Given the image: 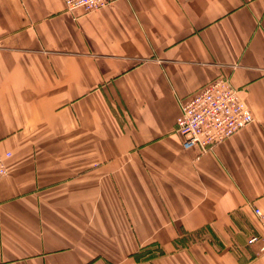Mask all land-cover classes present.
I'll list each match as a JSON object with an SVG mask.
<instances>
[{"label": "crops", "instance_id": "0c3cea01", "mask_svg": "<svg viewBox=\"0 0 264 264\" xmlns=\"http://www.w3.org/2000/svg\"><path fill=\"white\" fill-rule=\"evenodd\" d=\"M221 78L254 122L186 149ZM0 153V264H264V0H0Z\"/></svg>", "mask_w": 264, "mask_h": 264}, {"label": "built area", "instance_id": "2783aa9c", "mask_svg": "<svg viewBox=\"0 0 264 264\" xmlns=\"http://www.w3.org/2000/svg\"><path fill=\"white\" fill-rule=\"evenodd\" d=\"M114 0H66L67 11L90 14L106 8ZM254 122L252 112L230 81L218 79L202 88L187 103L181 106V115L176 123V132L182 136L184 147L194 146L203 151L212 150ZM11 153H0V180L9 173L5 160ZM263 233L249 243L262 242L259 255L264 256V211L255 209Z\"/></svg>", "mask_w": 264, "mask_h": 264}, {"label": "rangeland", "instance_id": "374dc122", "mask_svg": "<svg viewBox=\"0 0 264 264\" xmlns=\"http://www.w3.org/2000/svg\"><path fill=\"white\" fill-rule=\"evenodd\" d=\"M186 240H187V239H185V240H183V241H186ZM192 241H194V240H193V237H191L190 240H187V242H186L185 244H187V243H191Z\"/></svg>", "mask_w": 264, "mask_h": 264}]
</instances>
